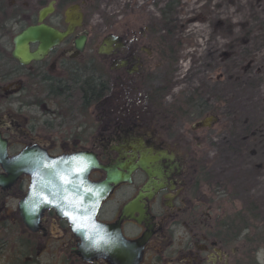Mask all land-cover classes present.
I'll return each mask as SVG.
<instances>
[{"label":"flooded vegetation","instance_id":"obj_1","mask_svg":"<svg viewBox=\"0 0 264 264\" xmlns=\"http://www.w3.org/2000/svg\"><path fill=\"white\" fill-rule=\"evenodd\" d=\"M51 1L53 12L42 24L71 30L30 59L40 43L21 44L18 35L40 24L38 13ZM177 1L0 0V141L6 159L26 149L50 158L85 152L129 178L111 184L96 209L94 229L69 221L80 209L54 205L26 226L19 204L33 175L0 180V252L6 232L13 249L25 248L26 264H37L38 257L41 264H254L240 222L221 220L200 193L202 149L192 140L197 129L216 120L207 101L195 88L186 107L162 111L166 95L157 69L170 71L175 56L167 54L157 23L172 22ZM163 31L170 36L173 29ZM186 116L200 120L179 131L172 123L157 125ZM207 118V125L197 126ZM7 176L0 162V179ZM105 178L100 168L88 174L93 184Z\"/></svg>","mask_w":264,"mask_h":264},{"label":"rangeland","instance_id":"obj_2","mask_svg":"<svg viewBox=\"0 0 264 264\" xmlns=\"http://www.w3.org/2000/svg\"><path fill=\"white\" fill-rule=\"evenodd\" d=\"M101 9L114 10L109 5ZM172 19L170 36L157 23L159 35L167 44L172 41L175 56L162 111L186 107V97L195 88L216 109L210 112L215 122L197 129L198 139L192 140L202 149L197 156L200 193L221 220L248 223L254 241H247L241 231L242 243L250 245L251 258L258 259L254 264H264V240H257L264 238V0H180ZM165 75L167 71L157 69V84ZM167 120H157V125L165 129L172 123L179 131L200 118ZM249 203L256 205L251 216L244 213ZM16 231L20 240V226ZM2 236L7 243L0 264H26L21 259L25 248L13 249L10 235ZM42 260L38 257L36 263Z\"/></svg>","mask_w":264,"mask_h":264},{"label":"water","instance_id":"obj_3","mask_svg":"<svg viewBox=\"0 0 264 264\" xmlns=\"http://www.w3.org/2000/svg\"><path fill=\"white\" fill-rule=\"evenodd\" d=\"M51 12H53V1L40 9L38 13L39 25L29 27L18 35L17 40L21 44L26 40L40 43L37 51L28 57L30 59L39 58V54L49 51L71 30L70 26L61 32L43 25L42 20ZM82 43V40L77 41L76 47L81 48ZM23 49L26 48L23 47ZM208 120L210 118L200 121L197 126L207 125ZM0 162L8 174L6 178L0 179L2 183L6 180L7 182L12 181L19 173L33 175L29 192L19 204L20 215L26 226H30L35 221L36 216L44 207L54 205L60 206L61 209H80L81 214L76 216V224L82 228L94 229L98 226L94 222L96 209L100 201L107 195L111 184L129 179L128 175L100 165L94 156L85 152L50 158L34 149H26L14 160L9 161L6 159L5 143L2 141H0ZM94 168H100L106 172V178L98 184L90 183L88 180V174ZM81 169H83L82 172ZM65 179L70 183H65ZM69 221L72 222L70 218Z\"/></svg>","mask_w":264,"mask_h":264},{"label":"trees","instance_id":"obj_4","mask_svg":"<svg viewBox=\"0 0 264 264\" xmlns=\"http://www.w3.org/2000/svg\"><path fill=\"white\" fill-rule=\"evenodd\" d=\"M177 3H178V1H177ZM176 3V4H177ZM175 4V5H176ZM172 8H173V10H174V6H172ZM165 22V21H164ZM225 23L227 24V25H229L226 21H225ZM166 25V24H165ZM175 27V26H174ZM163 28H165V29H167V30H172V29H174L173 28V26H172V22L171 21H168V24L166 25V26H164ZM244 29V28H243ZM166 51H167V54H173V43H172V41H169V44H167V46H166ZM166 51H165V54H166ZM172 61H174V59H172ZM171 61V63L170 64H172L173 62ZM171 71L172 70H170V71H168L167 72V75H165L164 77H163V80H162V85H161V87H159V89L160 90H162L163 91V93H164V89L165 88H167V89H170V87H171ZM193 97H192V94L191 93H189L188 95H187V97H186V101H185V103H187L190 99H192ZM215 108H209V111L211 112V113H213L214 114V112H215ZM253 210H256V205L255 204H253V203H249V206H248V208H247V206H246V208L244 209V213L245 214H247V213H249L250 214V216H251V213H252V211ZM241 213V212H240ZM244 215V214H243ZM244 217H245V219H247V216L246 215H244ZM252 219V218H251ZM238 220V219H237ZM237 220H236V222H237ZM242 220V221H241ZM240 221H241V224H240V228H241V231H242V233H244V232H246V234H244V238L247 240V241H249V242H253L254 241V239L253 238H249V225H248V223L245 221L244 222V219H241L240 218ZM256 231V230H255ZM254 231V232H255ZM257 240H264V238H257Z\"/></svg>","mask_w":264,"mask_h":264},{"label":"snow or ice","instance_id":"obj_5","mask_svg":"<svg viewBox=\"0 0 264 264\" xmlns=\"http://www.w3.org/2000/svg\"><path fill=\"white\" fill-rule=\"evenodd\" d=\"M81 172L83 171V169L80 170ZM65 183H70L69 180L65 179ZM89 192H91V189H89ZM70 219L72 220L73 224L75 225L77 223V217L76 216H71L70 215Z\"/></svg>","mask_w":264,"mask_h":264}]
</instances>
